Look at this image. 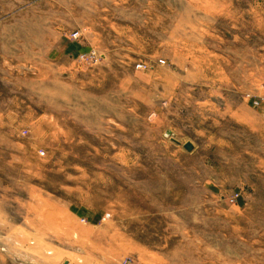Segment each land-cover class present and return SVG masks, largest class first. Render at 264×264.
Segmentation results:
<instances>
[{"label": "rangeland", "instance_id": "1", "mask_svg": "<svg viewBox=\"0 0 264 264\" xmlns=\"http://www.w3.org/2000/svg\"><path fill=\"white\" fill-rule=\"evenodd\" d=\"M0 247L264 264V0H0Z\"/></svg>", "mask_w": 264, "mask_h": 264}, {"label": "built area", "instance_id": "2", "mask_svg": "<svg viewBox=\"0 0 264 264\" xmlns=\"http://www.w3.org/2000/svg\"><path fill=\"white\" fill-rule=\"evenodd\" d=\"M77 36H78V34H75V35H74V38H77ZM92 55L95 56L96 54L93 53ZM138 67H139V69H141L143 66L140 65V66H138ZM4 253H5V252H4V249L0 247V263H1V261H2V258H3Z\"/></svg>", "mask_w": 264, "mask_h": 264}, {"label": "water", "instance_id": "3", "mask_svg": "<svg viewBox=\"0 0 264 264\" xmlns=\"http://www.w3.org/2000/svg\"><path fill=\"white\" fill-rule=\"evenodd\" d=\"M185 149L190 152L193 150V145L192 144H186Z\"/></svg>", "mask_w": 264, "mask_h": 264}]
</instances>
